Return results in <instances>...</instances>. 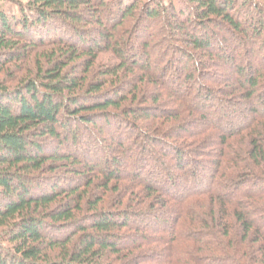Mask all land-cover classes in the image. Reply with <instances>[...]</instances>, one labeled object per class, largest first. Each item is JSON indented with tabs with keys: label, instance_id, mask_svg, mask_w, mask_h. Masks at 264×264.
<instances>
[{
	"label": "trees",
	"instance_id": "16d2710c",
	"mask_svg": "<svg viewBox=\"0 0 264 264\" xmlns=\"http://www.w3.org/2000/svg\"><path fill=\"white\" fill-rule=\"evenodd\" d=\"M175 1L0 0V264H264V0Z\"/></svg>",
	"mask_w": 264,
	"mask_h": 264
},
{
	"label": "rangeland",
	"instance_id": "374dc122",
	"mask_svg": "<svg viewBox=\"0 0 264 264\" xmlns=\"http://www.w3.org/2000/svg\"><path fill=\"white\" fill-rule=\"evenodd\" d=\"M143 1H148V0H143ZM166 4L168 3V0H163ZM174 3L175 4H177V2L174 0ZM106 59H108V57H104V58H102L101 59V61H105ZM148 88H149V86H148ZM153 89V88H152ZM150 94H153L154 95V93H155V91H151V92H149ZM218 97H220V98H222V101H226V99H228L227 97H225V99L223 100V98H224V96L222 95V94H218L217 95V98ZM237 100V103L239 102L241 105H243L242 106V108H235V111H236V113H237V115L239 114V115H243V114H245L247 111H245V108H246V106H245V104L243 103V102H240V100H238V99H235V100H233V101H236ZM225 105H226V102L224 103ZM149 106L151 105V104H148ZM234 123H236L235 121H232V122H230V124H229V126L230 125H233ZM105 136V135H104ZM106 137V136H105ZM150 149L152 150V151H159V153L160 154H162L161 152H163V150H161V148L160 147H154L153 149H152V146H150ZM164 153V152H163ZM148 158H149V156H148ZM57 173H59V176H64V172L63 171H58ZM52 175H54V174H52ZM61 177V178H62ZM148 226V225H147Z\"/></svg>",
	"mask_w": 264,
	"mask_h": 264
}]
</instances>
